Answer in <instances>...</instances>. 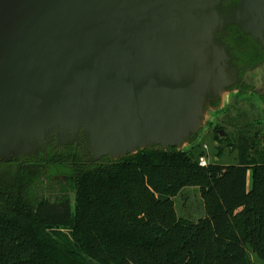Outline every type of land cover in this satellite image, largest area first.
<instances>
[{"label":"water","instance_id":"1","mask_svg":"<svg viewBox=\"0 0 264 264\" xmlns=\"http://www.w3.org/2000/svg\"><path fill=\"white\" fill-rule=\"evenodd\" d=\"M223 1L0 0V162L53 139L88 162L186 143L236 81L217 32L264 47V0Z\"/></svg>","mask_w":264,"mask_h":264},{"label":"trees","instance_id":"2","mask_svg":"<svg viewBox=\"0 0 264 264\" xmlns=\"http://www.w3.org/2000/svg\"><path fill=\"white\" fill-rule=\"evenodd\" d=\"M223 33L243 72L264 62V47L238 24ZM235 128L214 134L219 159L224 146L236 151L229 164L200 165L208 156L200 143L95 162L76 143H51L3 162L0 264H264V129L257 118ZM187 187L204 202L197 220L177 212L174 198Z\"/></svg>","mask_w":264,"mask_h":264},{"label":"rangeland","instance_id":"3","mask_svg":"<svg viewBox=\"0 0 264 264\" xmlns=\"http://www.w3.org/2000/svg\"><path fill=\"white\" fill-rule=\"evenodd\" d=\"M232 92L234 93L235 90H233ZM216 97L219 98L217 100L218 104H216V106L211 104V100H209V98L207 99L204 114L202 116V120L199 123L198 129L194 134L191 135V137H189L188 141L180 145L179 148H181L182 150H189L193 146L200 143L202 145V148H204L208 153V156L205 157L208 163L210 162V160L219 161L224 164L235 163L237 153L231 147L229 148L228 146H224L223 157L220 159L217 157V149L215 148L216 142L214 139L216 126H223L222 128H225L227 133H232L236 131V125L243 126L245 123L255 118H257L261 122V120L264 119V105L260 101H256L255 103H253V105H250V101L248 100L249 96H244L240 99V101L235 102L232 94L228 91H224L220 93L219 96H215V98ZM236 105L238 106L237 109L241 110L239 112H243L241 115L242 118L238 122H234L231 119L237 114V110L235 109L237 107ZM232 106L233 108H231ZM261 125L264 129V121L261 123ZM196 136H198V138L194 140ZM51 143H55L56 146V139L45 143L43 146L44 148L38 149L36 153L40 152L41 150H43L44 152L47 151V146ZM25 155L28 156L30 154H19L17 155L19 156V158H16V156H12L5 162H8L12 166L14 163H18L19 160H21L20 158L25 157ZM15 159L17 160V162L15 161ZM1 165L2 163H0V167ZM174 199L177 212L180 216L191 220H197L205 215V206L198 187L184 188ZM252 258L254 261H257L254 254H252Z\"/></svg>","mask_w":264,"mask_h":264},{"label":"flooded vegetation","instance_id":"4","mask_svg":"<svg viewBox=\"0 0 264 264\" xmlns=\"http://www.w3.org/2000/svg\"><path fill=\"white\" fill-rule=\"evenodd\" d=\"M225 0L222 2L220 9L222 12H228L230 13L233 9V6L230 4H225ZM224 30V28H223ZM222 31L217 32V37L219 39H221L223 41V43L225 44L224 41V34ZM226 45V44H225ZM227 46V45H226ZM229 51V50H228ZM230 54V52H229ZM233 56L230 58L229 62L230 65L235 69V72L237 74V81L229 86L227 88V91L230 92L232 94V97L234 98V101H240V99L244 96H249V101H250V105H253V103H255L256 101H260L261 103H263L264 105V62L258 64L257 66L251 67L249 66L244 72L242 71V67H240L237 63H235V61L233 60ZM235 90V92L233 93L232 91ZM234 94V95H233ZM238 95H240L239 97H237ZM219 98H215L212 96L209 97V100H211V104L215 105L218 104V100ZM264 121V119L261 120V123ZM263 125V124H262ZM222 129L225 130V128H220L216 126V132L218 135H221V137H226L227 136V131L223 133V131H221ZM262 138L264 139V135L262 136ZM76 143V142H74ZM72 143V144H74ZM79 148L82 150V154L85 158V160L87 161V156L84 155L83 153V142L82 139L80 141V144L76 143ZM55 145V143H54ZM232 148V147H231ZM16 158H19V156H16ZM22 161L23 158H20ZM5 161H1L0 163H3ZM17 162V161H16Z\"/></svg>","mask_w":264,"mask_h":264},{"label":"crops","instance_id":"5","mask_svg":"<svg viewBox=\"0 0 264 264\" xmlns=\"http://www.w3.org/2000/svg\"><path fill=\"white\" fill-rule=\"evenodd\" d=\"M236 73V72H235ZM236 81H237V77H236ZM236 81H234V83L236 82ZM234 83H232V85L234 84ZM229 86H231V85H229ZM229 86H225L224 87V89H222L217 95H215V96H219L220 95V93H222V92H227V88L229 87ZM213 97V95L212 94H209L208 96H207V98H206V102H207V99L209 98V97ZM206 104V103H205Z\"/></svg>","mask_w":264,"mask_h":264},{"label":"built area","instance_id":"6","mask_svg":"<svg viewBox=\"0 0 264 264\" xmlns=\"http://www.w3.org/2000/svg\"><path fill=\"white\" fill-rule=\"evenodd\" d=\"M199 163H200V165H202V166H207L208 162H207L205 156H202V157L200 158Z\"/></svg>","mask_w":264,"mask_h":264}]
</instances>
